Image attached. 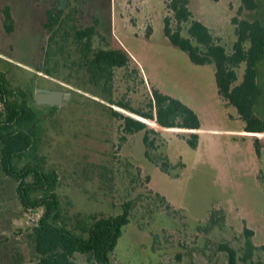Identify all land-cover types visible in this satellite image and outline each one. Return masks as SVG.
<instances>
[{
  "label": "rangeland",
  "instance_id": "1",
  "mask_svg": "<svg viewBox=\"0 0 264 264\" xmlns=\"http://www.w3.org/2000/svg\"><path fill=\"white\" fill-rule=\"evenodd\" d=\"M166 1L67 0L64 9L83 8L79 20L85 26L96 15L112 46L132 57L127 70L116 71L111 99L142 107L156 87L198 114L201 128L197 131L164 129L147 121L148 128L158 132L152 135L155 146L149 151L150 159L144 132L125 135L102 90L83 86L75 77L69 79L71 83L64 80L70 73L67 67H58L53 78L37 73L48 39L42 24L52 0H0V74L13 89L31 92L32 107L45 119L39 154L46 159V170L59 176L63 217L75 234L86 238L80 230L84 222L117 216L125 203H133L131 223L111 255L113 262L228 264L222 249L227 245L237 251L238 264H244V247L250 239L255 246L252 260L264 264V134L244 132L236 109L219 96L213 64H193L165 36V17L173 30L177 26ZM259 4L257 12L249 14L241 9L240 0H189L194 18L228 52L236 40L234 18L264 22V0ZM7 6L15 20L12 34L4 27ZM183 28L187 35V25ZM258 68L264 92V60ZM239 74L241 78L242 69ZM38 88L72 95L61 106L39 105L34 99ZM258 113L264 117V95ZM192 133L199 135L197 149L186 142ZM256 139L260 156L255 152ZM165 160L172 166L170 175L155 163ZM17 187L0 163V264H35L29 235L41 210H26ZM157 194L166 201L161 202ZM214 211L220 218L210 226ZM75 261L94 264L81 254L75 255Z\"/></svg>",
  "mask_w": 264,
  "mask_h": 264
},
{
  "label": "trees",
  "instance_id": "2",
  "mask_svg": "<svg viewBox=\"0 0 264 264\" xmlns=\"http://www.w3.org/2000/svg\"><path fill=\"white\" fill-rule=\"evenodd\" d=\"M240 1L241 9L249 14L257 12L260 7L259 0ZM166 9L173 13L177 24L173 30L170 18L165 17L164 33L168 40L185 52L193 64H213L219 96L236 109L245 125L244 132L264 134V117L258 113L264 95L258 68L264 60V22L260 18H234L236 40L228 52L224 45L216 42L211 30L194 18L189 0H167ZM3 13L5 30L12 34L15 20L11 7L7 6ZM83 14V8L77 6L68 11L62 10L60 0H52L42 24L48 39L42 48L44 61L37 67V73L53 78V72H57L58 67H67L70 73L64 80L71 83L69 79L75 77L83 86L89 84L102 90L106 94L103 99L110 104V114L122 123V132L125 135L144 132L145 154L149 159V151L155 146L152 135L158 132L149 129L148 122L164 129L200 130L198 114L159 88H152L145 105L138 108L133 107L129 100L116 102L111 99L116 71L127 70L132 57L124 49L112 46L100 31V21L96 15H92V22L88 25L80 23V15ZM183 25H187V35L183 34ZM31 97L30 91L13 89L6 76L0 74V163L3 172L18 183L17 194L22 206L26 210H41L37 224L29 235L35 264H77L76 254L85 255L88 262L94 264H116L111 255L124 229L131 223L133 203H125L122 213L117 216L84 222L80 230L86 238L69 228L57 194L59 176L54 170H46V159L39 154L45 119L32 107ZM112 105L129 114L115 110ZM186 142L197 149L199 135L190 134ZM254 147L260 156L258 139ZM167 160L155 163H158L162 173L170 175L172 166ZM157 198L161 202L166 201L160 194H157ZM218 218L214 211L209 219L210 226L216 225ZM222 249L226 252L228 264H238L235 249L227 245ZM254 249L252 241L247 239L242 258L244 264H263L252 260Z\"/></svg>",
  "mask_w": 264,
  "mask_h": 264
},
{
  "label": "water",
  "instance_id": "3",
  "mask_svg": "<svg viewBox=\"0 0 264 264\" xmlns=\"http://www.w3.org/2000/svg\"><path fill=\"white\" fill-rule=\"evenodd\" d=\"M67 0H60V8L65 9ZM72 93L70 91L51 90L38 88L34 96L36 104L47 106H61L65 101H69Z\"/></svg>",
  "mask_w": 264,
  "mask_h": 264
}]
</instances>
